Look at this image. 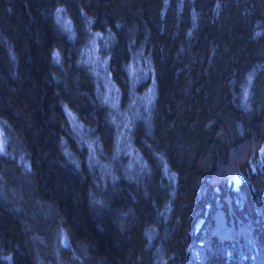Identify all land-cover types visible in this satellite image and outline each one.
<instances>
[{
  "label": "trees",
  "instance_id": "trees-1",
  "mask_svg": "<svg viewBox=\"0 0 264 264\" xmlns=\"http://www.w3.org/2000/svg\"><path fill=\"white\" fill-rule=\"evenodd\" d=\"M0 125V264H264V0H0Z\"/></svg>",
  "mask_w": 264,
  "mask_h": 264
},
{
  "label": "rangeland",
  "instance_id": "rangeland-1",
  "mask_svg": "<svg viewBox=\"0 0 264 264\" xmlns=\"http://www.w3.org/2000/svg\"><path fill=\"white\" fill-rule=\"evenodd\" d=\"M4 137H3V128L0 125V147L2 145V141H3ZM164 174L168 177V178H172L173 175L171 173H169L168 169L166 167H164ZM151 235V234H149ZM162 263V259H158V264Z\"/></svg>",
  "mask_w": 264,
  "mask_h": 264
}]
</instances>
